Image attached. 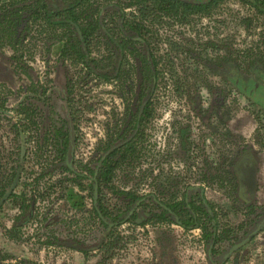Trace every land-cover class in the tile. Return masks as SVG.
<instances>
[{
    "label": "rangeland",
    "instance_id": "rangeland-1",
    "mask_svg": "<svg viewBox=\"0 0 264 264\" xmlns=\"http://www.w3.org/2000/svg\"><path fill=\"white\" fill-rule=\"evenodd\" d=\"M24 1L29 0H2L14 6L5 13L0 5V197L10 189L17 164L21 169L15 196L0 206V250L39 264H197L198 258L208 264L199 230L156 219L145 226L104 228L94 214L88 181L48 172L45 160L53 151L43 133L45 120L37 118L33 125L29 116L18 123L12 112L29 88L49 92L55 75L71 85L69 107L79 136L74 170L81 173L116 139L133 101L135 77L130 66L119 82L97 81L71 58L58 60L61 30L32 21ZM120 2L127 5L129 21L150 38L158 78L151 115L135 152L117 163L113 187L169 205L182 200L188 188L199 189L218 223L213 264L227 253L224 264H264V227L253 231L264 219V17L238 0L185 18L157 8L141 12L136 0ZM104 46L94 41L93 57L102 56ZM127 60L133 64L132 53ZM56 104L53 94V108ZM247 154L256 165V187L253 200L242 194L245 202L235 169ZM100 197L101 206L116 216L121 204L115 196L101 188ZM146 205L155 211L150 201Z\"/></svg>",
    "mask_w": 264,
    "mask_h": 264
},
{
    "label": "trees",
    "instance_id": "trees-1",
    "mask_svg": "<svg viewBox=\"0 0 264 264\" xmlns=\"http://www.w3.org/2000/svg\"><path fill=\"white\" fill-rule=\"evenodd\" d=\"M1 1L0 5L4 8L2 9L4 13L8 12V8L14 7L13 4ZM136 1L135 4L140 6L141 12L157 8L158 12L166 16L185 18L198 13H207L209 9L214 8L224 0ZM238 1L264 17V0ZM23 3H28L23 6L27 9V14L30 15L32 21H39L52 30H61L62 38L57 41H64V45L58 60L71 58L89 75L104 82H119L124 78L126 68L131 69L132 67L134 70L133 101L127 110L125 122L115 134L116 139H109L103 157L99 158L92 168L84 166L86 177L90 179L88 184L89 195L97 219L104 228L116 227L125 223L145 226L151 220L156 219L158 222L172 221L186 231L198 229L201 232V240L205 248L210 252L209 257L212 258L219 241L218 223L213 207L202 194H197V202L192 201L191 195L194 190L192 188L187 189L182 200L169 205L150 195L140 196L133 192L118 190L111 183L117 163L125 161L128 154L135 152L136 139L152 112L149 106L158 78L157 61L149 42L150 38L138 31L140 24L129 21L124 10L127 5L122 6L120 0H29ZM94 41L104 42L105 50L100 57H93L92 55ZM128 52L134 56L133 64L127 60ZM55 84L49 88V92L45 90L38 92L37 86L33 85L29 88L22 102L12 109V112L15 116L17 115L18 123L20 120H26L32 116L33 125H38L35 121L38 116L44 120L46 117H50V115L42 116L39 114L41 113L39 107H43L46 113L53 114L50 122L43 125L44 128L47 126L52 128V132L48 135L51 137L56 169L62 173H75V178H81L82 173H77L74 170L76 164L74 150L79 138L76 133L75 112L69 107L72 102L69 96L71 85L68 81L59 79L58 75H55ZM53 94L57 99L55 108L52 105ZM16 134L19 135L17 131ZM25 155L26 152L22 154V160L26 159ZM247 162L255 163L250 154L245 157L244 163ZM19 167L20 165L17 166V168ZM240 170L241 168L238 167L239 175L242 174ZM14 175L15 172L12 178ZM11 180L10 182L13 184ZM101 188L109 190L117 202L121 204L116 216H111L101 206ZM244 194L249 200L254 199L253 194L246 192ZM12 196L15 195L11 193L7 199ZM3 197L4 195H1L0 201ZM148 201L154 205L155 211L146 210V202ZM32 202L25 205V210L31 208ZM249 237L252 239L253 235ZM72 242L77 243L75 244L77 246L80 244L78 240H72ZM83 254L87 255L88 253L83 252ZM0 264L39 263L23 258L18 259L0 250Z\"/></svg>",
    "mask_w": 264,
    "mask_h": 264
},
{
    "label": "flooded vegetation",
    "instance_id": "flooded-vegetation-1",
    "mask_svg": "<svg viewBox=\"0 0 264 264\" xmlns=\"http://www.w3.org/2000/svg\"><path fill=\"white\" fill-rule=\"evenodd\" d=\"M86 73H87V71H86ZM88 74V73H87ZM89 75V74H88ZM89 76H91V77H93L92 75H89ZM93 78H95V77H93ZM97 80V79H96ZM97 81H101V80H97ZM22 102V100L21 101H19L18 103H21ZM39 114H41V113H39ZM42 115V114H41ZM48 116V115H50V117H46V120H45V122L44 123H46V122H50V119L51 118H53L52 117V115L53 114H48V113H46V114H43L42 116ZM19 116V115H18ZM16 117H17V115H16ZM20 117V116H19ZM38 118H40V116H38ZM8 119H10V118H8ZM16 120H17V118H16ZM20 122H21V120H20ZM53 122V121H52ZM17 123V122H16ZM54 123V122H53ZM76 123V122H75ZM18 124V123H17ZM76 126V125H75ZM44 129V128H43ZM52 132V128H48L47 130H43V133L44 134H48V133H51ZM19 133V135H20V133L21 132H18ZM18 135V136H19ZM46 137H48V139L49 140H47V142H49L48 144H50L51 145V148H52V144H51V137L49 136V135H47ZM77 137L79 138V136H78V134H77ZM79 140V139H78ZM78 143V142H77ZM52 151H53V148H52ZM103 157V154H100V156L98 157V159L99 158H102ZM245 157H246V155H244V159H242L240 162H238L237 163V165H236V169H235V172H236V176H237V180H238V183H239V189H240V192H238V194H239V196H241V198L246 202V201H248L246 198H244L243 196L245 195H242L244 192H246L247 194H254V192L253 193H251V192H249L248 191V185H247V169H248V167L250 166V165H253L254 167H255V170H256V165H255V163L253 164V163H244V160H245ZM55 158V156H54V152H53V154H52V157H51V159H46L45 161L46 162H48V166H49V168L50 169H48V172L49 173H53V172H55V171H57V169H56V166H55V162H54V159ZM97 159V160H98ZM19 163V162H18ZM17 166H18V164H17ZM86 167V166H85ZM85 167H84V169H83V171L81 172L82 174H81V178H75V173L74 174H67V173H63L64 175H66V177L67 178H65V179H68L69 178V176L73 179V180H80V181H82V180H87L88 181V184H89V182H90V179H88L86 176H87V174H86V170H85ZM88 168H92L91 166H87ZM238 167H240L241 168V170L240 171H242V174H238L239 172H237V168ZM18 168H16V171H15V175H14V177L12 178V182L14 181V179H15V177H16V173H17V170ZM61 173H62V171H60ZM77 172V171H76ZM77 173H79V172H77ZM55 174V173H54ZM87 184V185H88ZM243 188H245L244 190V192L242 191V189ZM188 189H191V188H188ZM193 190H195L193 193H195V192H198V190L199 189H194V188H192ZM192 193V194H193ZM200 195H201V193H200V191L198 192ZM151 196V195H150ZM152 197H154V196H152ZM149 212H150V210H149ZM264 220V219H263ZM262 223V221L260 222V224H256V226H255V228H254V230L253 231H255L256 230V232H259V230L261 229V227L262 226H264L263 224H261ZM175 224V223H174ZM102 225V224H101ZM176 226H178V228H180L181 230H184L180 225H178V224H175ZM260 225V226H259ZM195 230H198V229H195ZM186 231V230H185ZM190 231H192V230H190ZM200 231V230H199ZM250 235H253V237L255 236V234L253 233V232H251L250 234H248L247 236L249 237ZM249 240H250V237L248 238ZM248 240V241H249ZM202 242V241H201ZM239 244H242V242L240 243V241H239ZM208 255H207V261L209 262V264H213V262H212V258H210L209 257V254H210V252L208 251V253H207ZM228 257H229V254L227 253V254H224L223 255V257H222V260H221V262L219 263V264H224L225 263V260L227 261V259H228Z\"/></svg>",
    "mask_w": 264,
    "mask_h": 264
},
{
    "label": "water",
    "instance_id": "water-1",
    "mask_svg": "<svg viewBox=\"0 0 264 264\" xmlns=\"http://www.w3.org/2000/svg\"><path fill=\"white\" fill-rule=\"evenodd\" d=\"M21 173V169H19L17 171L16 177L13 181V184L11 185L10 189L8 190V192L4 195L3 199L0 201V206L3 204L4 200L8 198V196L11 194V192L13 191V189L16 187L18 178L20 176ZM255 167L253 165H250L247 169V185H248V191L253 193L255 191V187H256V180H255ZM262 224H264V220L262 221ZM237 247H239V245H236L235 247H233L229 253H231L233 250H235Z\"/></svg>",
    "mask_w": 264,
    "mask_h": 264
},
{
    "label": "crops",
    "instance_id": "crops-1",
    "mask_svg": "<svg viewBox=\"0 0 264 264\" xmlns=\"http://www.w3.org/2000/svg\"><path fill=\"white\" fill-rule=\"evenodd\" d=\"M207 258V257H206ZM23 259H27V260H31L30 258H23ZM31 261H34V260H31ZM208 262V261H207ZM225 262H226V260H225ZM197 264H202L201 263V260L198 258V260H197ZM208 264H209V262H208Z\"/></svg>",
    "mask_w": 264,
    "mask_h": 264
}]
</instances>
